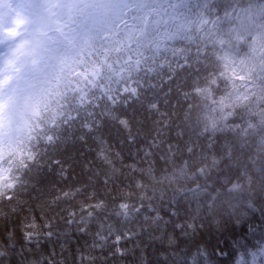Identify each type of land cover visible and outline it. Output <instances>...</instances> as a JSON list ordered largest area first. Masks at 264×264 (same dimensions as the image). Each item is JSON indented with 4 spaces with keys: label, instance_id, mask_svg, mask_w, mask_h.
Returning a JSON list of instances; mask_svg holds the SVG:
<instances>
[{
    "label": "clouds",
    "instance_id": "obj_1",
    "mask_svg": "<svg viewBox=\"0 0 264 264\" xmlns=\"http://www.w3.org/2000/svg\"><path fill=\"white\" fill-rule=\"evenodd\" d=\"M0 264H264V0H0Z\"/></svg>",
    "mask_w": 264,
    "mask_h": 264
}]
</instances>
